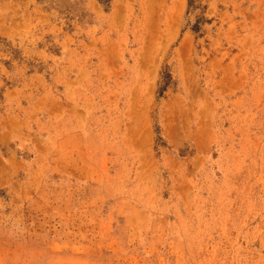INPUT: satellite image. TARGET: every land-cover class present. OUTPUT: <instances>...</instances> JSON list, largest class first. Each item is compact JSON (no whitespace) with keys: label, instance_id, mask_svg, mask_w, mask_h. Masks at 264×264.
I'll list each match as a JSON object with an SVG mask.
<instances>
[{"label":"rangeland","instance_id":"374dc122","mask_svg":"<svg viewBox=\"0 0 264 264\" xmlns=\"http://www.w3.org/2000/svg\"><path fill=\"white\" fill-rule=\"evenodd\" d=\"M0 264H264V0H0Z\"/></svg>","mask_w":264,"mask_h":264}]
</instances>
